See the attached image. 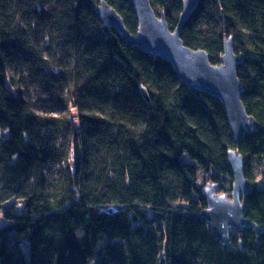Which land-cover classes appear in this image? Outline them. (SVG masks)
<instances>
[{
    "label": "trees",
    "instance_id": "trees-1",
    "mask_svg": "<svg viewBox=\"0 0 264 264\" xmlns=\"http://www.w3.org/2000/svg\"><path fill=\"white\" fill-rule=\"evenodd\" d=\"M101 1L136 34L127 0H0V264H264L263 233L225 243L198 218L203 187L230 197L235 151L252 186L245 218L264 226V0H199L179 34L212 66L228 39L242 58L256 127L239 144L218 100L104 34ZM182 1L149 3L173 31Z\"/></svg>",
    "mask_w": 264,
    "mask_h": 264
},
{
    "label": "water",
    "instance_id": "water-1",
    "mask_svg": "<svg viewBox=\"0 0 264 264\" xmlns=\"http://www.w3.org/2000/svg\"><path fill=\"white\" fill-rule=\"evenodd\" d=\"M198 1H182L177 26L170 31L163 14L157 16L149 0H127L137 18L135 35L125 29L120 16L104 2L101 1L95 11L106 36L112 29L130 47L168 63L173 74L192 95L205 94L218 100L225 112L230 135L239 144L244 134L256 127V122L245 113L240 100L243 88L237 78L236 67L242 58L233 53L231 39H228L223 44L221 64L212 66L204 51L187 48L179 38L182 26L196 10ZM142 95L147 101L144 89ZM226 155L232 176L230 197L217 194V184L203 187L201 193L206 207L198 218L208 223L213 236L228 243L231 232L240 234L243 229L251 228L255 234H264V226H257L245 218L243 198L251 193L252 186L244 177L243 157L235 151H228Z\"/></svg>",
    "mask_w": 264,
    "mask_h": 264
},
{
    "label": "rangeland",
    "instance_id": "rangeland-1",
    "mask_svg": "<svg viewBox=\"0 0 264 264\" xmlns=\"http://www.w3.org/2000/svg\"><path fill=\"white\" fill-rule=\"evenodd\" d=\"M30 96H31V98L33 100L41 99V100H44L45 101V100H48L49 99V97L46 94L40 92L37 88H35V86H31L30 87ZM45 110H46V113H50V114H53V115L58 114L56 111H52L49 108V106H46L45 107ZM60 140H62V137H60ZM57 169H58L57 167L52 168L51 169V173H55L57 171ZM254 172L256 174L257 183H258V185H260V181L262 180V178L264 176V167L263 166L256 167L254 169ZM1 225H3V223L0 222V226Z\"/></svg>",
    "mask_w": 264,
    "mask_h": 264
}]
</instances>
